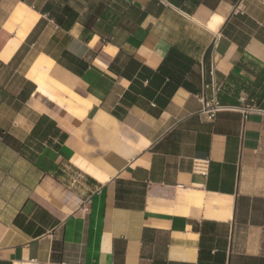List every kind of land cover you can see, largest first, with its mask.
<instances>
[{
    "label": "crops",
    "instance_id": "1",
    "mask_svg": "<svg viewBox=\"0 0 264 264\" xmlns=\"http://www.w3.org/2000/svg\"><path fill=\"white\" fill-rule=\"evenodd\" d=\"M0 264H264V0H0Z\"/></svg>",
    "mask_w": 264,
    "mask_h": 264
},
{
    "label": "built area",
    "instance_id": "2",
    "mask_svg": "<svg viewBox=\"0 0 264 264\" xmlns=\"http://www.w3.org/2000/svg\"><path fill=\"white\" fill-rule=\"evenodd\" d=\"M201 103L203 104V107L200 110V113L205 115L207 118L211 119L214 117V114L223 108H226L227 106L220 105L217 102L209 103L205 101L202 97L198 98Z\"/></svg>",
    "mask_w": 264,
    "mask_h": 264
}]
</instances>
